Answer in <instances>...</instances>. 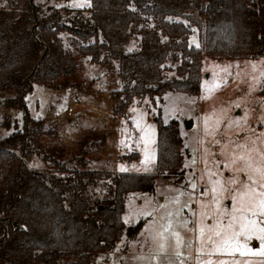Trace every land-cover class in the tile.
<instances>
[{
    "label": "trees",
    "instance_id": "1",
    "mask_svg": "<svg viewBox=\"0 0 264 264\" xmlns=\"http://www.w3.org/2000/svg\"><path fill=\"white\" fill-rule=\"evenodd\" d=\"M88 1L91 16L75 14L65 25L56 8L48 13L35 0H0V96L15 92L4 104L23 112L22 126L0 139V264H88L92 254L111 251L122 236L133 239L142 228L141 221L128 228L123 223L128 195L154 194L157 175L183 173L176 122L157 117L156 174L58 176L27 166L44 123L30 116L26 94L34 85L55 88L79 69L62 32L93 64L116 61L112 99L121 117L137 98L163 103L168 92L198 96L202 53L264 58V0ZM194 28L201 48L190 43ZM138 37L139 48L127 51ZM173 69L176 75L167 77ZM100 182L108 196L93 201L90 187Z\"/></svg>",
    "mask_w": 264,
    "mask_h": 264
},
{
    "label": "rangeland",
    "instance_id": "2",
    "mask_svg": "<svg viewBox=\"0 0 264 264\" xmlns=\"http://www.w3.org/2000/svg\"><path fill=\"white\" fill-rule=\"evenodd\" d=\"M35 3L47 12L50 7L56 8L62 17L61 24L65 25L75 14L88 18L92 13L88 0H35ZM60 36L78 61L79 69L72 78H61L55 88L34 85L24 98L30 116L44 123L40 143L32 156L24 159L30 169L58 176L78 171L156 174V117L164 124L176 122L182 140L181 177L157 175L154 194L132 193L126 198L122 220L126 228L143 222L137 236L133 239L122 236L111 251L92 254L88 264H168L169 260L175 264H180V260L183 264H205L208 260L212 264L221 260L227 264H264L262 255L241 256L236 252L209 256L213 246L207 243L209 237L218 239L217 231L230 234L239 231L241 223L256 219V230L248 232L252 238L237 239L241 246L253 251L261 247L257 237L261 235L259 228H264V223L259 222L264 217H254L252 212L257 210L254 205L264 199L260 196L264 192L260 184L264 181L255 171L264 167V58L202 53L198 96L168 92L163 103L157 99L152 103L148 97L137 98L126 116L121 117L115 113L112 99L119 80L116 61L107 65L102 59L101 63L93 64L89 56L79 54L68 32ZM139 40L140 37L132 39L127 51L138 49ZM190 43L201 48L195 28ZM165 74L173 77L175 69ZM15 97L13 91L0 96V139L11 134L17 123L22 126L23 112L4 104V100ZM186 120H193L191 129L185 128ZM102 183L90 187L93 201L107 198L108 188ZM206 189L207 194H203ZM230 222L232 228H228ZM168 223L171 230L164 232L163 237L158 236L163 231L162 225ZM172 231L178 232L185 243L191 241L190 247H180V259L175 256ZM202 241L203 254L199 250ZM160 243L165 244V253L160 252Z\"/></svg>",
    "mask_w": 264,
    "mask_h": 264
},
{
    "label": "snow or ice",
    "instance_id": "3",
    "mask_svg": "<svg viewBox=\"0 0 264 264\" xmlns=\"http://www.w3.org/2000/svg\"><path fill=\"white\" fill-rule=\"evenodd\" d=\"M79 6V5H76ZM147 159V157H146ZM122 171L124 170L123 168L121 169ZM147 170V169H146ZM255 171H257L260 175H261V180L264 181V167H259L257 169H255ZM248 179H252L250 176L248 177ZM235 182V181H233ZM217 184L219 183V181L216 182ZM261 187H264V182H262L260 184ZM245 188L248 187V185H244ZM192 188L195 189L196 185L193 184ZM213 191H215V188H213ZM203 194H207V189L205 190V192ZM261 197H264V192L260 193ZM233 199H235V197H233ZM254 208L257 210H254L252 212V215L254 217L259 216V217H264V199L259 200L255 205ZM170 215V214H169ZM240 219L244 220L247 219L245 217H241ZM233 220H236V217L233 215ZM260 223H264V219H261L259 221ZM183 226H187V221L184 222ZM257 227V220L256 219H251L248 220L247 223H241L240 225V230L239 231H233L229 234V232L224 231H217L215 233V236L218 239H213L212 237L208 238L207 243H210L213 248L212 251L208 253L209 256L215 254V253H221V254H228V255H234L236 252H239L241 256L244 255H262L264 256V228H259V232L261 233V235H259L257 238L261 241V247L260 249L253 251L252 249L247 248L246 246H241L239 244L238 241V237L239 236H246L247 239H251V235L248 234L249 231H254L256 230ZM163 231L158 233L157 235L160 237L164 236V232H167L169 230H171L172 226L171 223L162 225ZM228 228H232V223L230 222L228 225ZM200 236L202 237L204 234V228L201 227L200 228ZM172 237L175 238L176 241V251H175V256L177 257V259H180L181 257V252L179 251L180 247H190L191 246V241L185 243L178 232L172 231ZM244 248V250H241V248ZM158 248L160 250L161 253H165V244L164 243H160L158 245ZM203 249H204V242L202 241L201 243V248L199 249L201 254H203ZM163 264V262H162ZM168 264H175V261L169 260ZM180 264H183V261L180 260ZM205 264H212L211 260H208L205 262ZM219 264H227L226 261H219Z\"/></svg>",
    "mask_w": 264,
    "mask_h": 264
},
{
    "label": "water",
    "instance_id": "4",
    "mask_svg": "<svg viewBox=\"0 0 264 264\" xmlns=\"http://www.w3.org/2000/svg\"><path fill=\"white\" fill-rule=\"evenodd\" d=\"M184 126H185L186 129H191L192 126H193V120H186L184 122Z\"/></svg>",
    "mask_w": 264,
    "mask_h": 264
},
{
    "label": "built area",
    "instance_id": "5",
    "mask_svg": "<svg viewBox=\"0 0 264 264\" xmlns=\"http://www.w3.org/2000/svg\"><path fill=\"white\" fill-rule=\"evenodd\" d=\"M74 104L77 105L78 104V101L77 100H74ZM70 112L73 111L72 108L69 109Z\"/></svg>",
    "mask_w": 264,
    "mask_h": 264
}]
</instances>
